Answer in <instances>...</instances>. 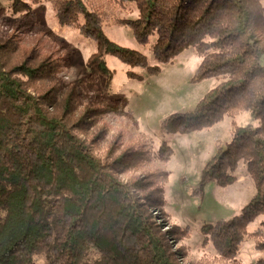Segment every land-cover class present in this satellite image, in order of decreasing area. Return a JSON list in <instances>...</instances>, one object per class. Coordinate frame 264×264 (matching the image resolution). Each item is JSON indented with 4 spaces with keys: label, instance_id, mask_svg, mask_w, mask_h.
<instances>
[{
    "label": "trees",
    "instance_id": "1",
    "mask_svg": "<svg viewBox=\"0 0 264 264\" xmlns=\"http://www.w3.org/2000/svg\"><path fill=\"white\" fill-rule=\"evenodd\" d=\"M7 1L16 25L54 37L35 12L48 1L58 26L93 38L97 51L85 79L65 84L58 74L69 65L68 55H41L13 38L0 42V264H35L36 256L44 264H184L188 247L173 241L187 237V229L170 225L165 210L169 171L150 173L146 181L120 178L141 164L167 162L172 149L164 141L156 152L130 144L120 153L128 138L107 124L104 112L121 113L122 100L107 102L97 115L82 106L91 90L103 99L96 79L112 78L106 54L149 73L158 65L148 66L144 54L105 36L110 14L103 0ZM104 1L121 8L135 4L138 16L126 24L138 44L153 40L157 63L193 47L201 58L193 79L217 80L192 111L162 121L166 133L207 130L243 111L257 122L233 129L192 193L200 196L208 181L231 184L239 161L255 185L239 214L200 227L203 247L210 244L217 255L194 264H242L237 249L248 239L264 253V42L257 37L264 32V0ZM253 222L257 227L249 230ZM255 264H264V257Z\"/></svg>",
    "mask_w": 264,
    "mask_h": 264
},
{
    "label": "rangeland",
    "instance_id": "2",
    "mask_svg": "<svg viewBox=\"0 0 264 264\" xmlns=\"http://www.w3.org/2000/svg\"><path fill=\"white\" fill-rule=\"evenodd\" d=\"M103 2L100 4L102 9L110 14L109 20L102 28L105 36L120 47L144 54L148 66L158 65L159 71L149 73L146 68L129 66L117 57L106 54L104 59L107 68L112 72V78L109 81L101 77L96 79L103 99L96 91L91 90L82 106L87 107L91 115H97L104 112L107 102L117 98L122 100L121 113L104 112L107 124L115 131L123 132L124 137L128 138V145L121 148L120 153L130 144L143 148L146 152H156L164 141L169 145L172 155L167 162L153 161L148 164L149 167H142L141 164L136 170L122 174L120 178H141L146 181L145 179L151 178L150 173L160 169L169 171L164 185L165 210L169 224L179 226L180 230L187 229V237L178 243L173 241L175 247H188V256L181 262L194 264V261L203 256L217 255L210 244L203 247L200 227L204 224H214L220 219L229 220L239 214L255 193L254 182L246 164L239 161L232 172L234 181L231 184L219 185L208 181L204 183L200 196L192 193L200 185L202 171L208 161L228 145L233 129L248 124L256 125L257 122L250 117L249 112L243 111L224 117L221 122L207 130L185 134L166 133L162 121L171 114L192 111L205 93L217 84V80L193 79L201 61L193 47L181 51L170 63H157L150 49L153 40L146 46L138 44L126 24L127 19L133 20L138 16L135 4L130 3L121 8L104 0ZM35 12L42 22L55 32L54 37L48 36L43 30H26L16 25L18 18L8 10V1L0 0V42L13 38L19 40L27 50L33 46L37 47V52L41 55L50 52L55 56L68 55L69 65L62 69L58 78L65 84L84 80L88 73L87 61L96 53L97 42L93 38L83 36L75 28L59 27L48 1L36 5ZM257 37L264 42V32H258ZM260 63L264 65V54ZM92 137L94 132L87 140L91 142ZM92 144L99 149L97 143ZM117 155L119 154L114 156ZM214 164L211 163L208 169ZM155 175L159 176L161 173ZM155 214L156 212H153L154 216ZM256 227L257 222H253L248 229ZM236 257L242 264H255L258 259L264 257V253L256 251L253 242L248 239L238 245ZM34 261L35 264H44L42 256H36Z\"/></svg>",
    "mask_w": 264,
    "mask_h": 264
}]
</instances>
